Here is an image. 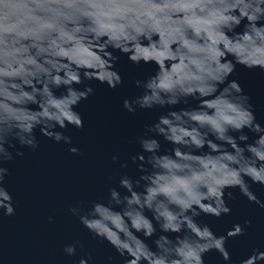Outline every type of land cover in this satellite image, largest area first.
<instances>
[{
    "label": "clouds",
    "instance_id": "9594fccd",
    "mask_svg": "<svg viewBox=\"0 0 264 264\" xmlns=\"http://www.w3.org/2000/svg\"><path fill=\"white\" fill-rule=\"evenodd\" d=\"M114 52L135 65H156L146 80L135 81L143 94L123 107L169 111L138 138L142 154L131 160L141 175L120 178L125 194L112 188L107 204L72 214L124 264H205L212 251L231 264L225 245L245 228L236 224L216 236L197 218L230 215V188L264 208L248 183L264 186V126L240 83L229 79L238 66L264 71V0H0V212L15 215L3 165L14 159L17 144L37 149V129L71 144L56 129H83L75 109L94 94L91 86H76L85 80L113 90L123 85ZM61 88L66 91L57 96ZM181 104L186 107L177 110ZM245 129L257 137L251 144ZM156 137L173 147L163 150ZM157 225L153 250L145 240L157 236ZM64 252L74 257L76 245ZM239 264H264V252L254 249Z\"/></svg>",
    "mask_w": 264,
    "mask_h": 264
},
{
    "label": "water",
    "instance_id": "95a60500",
    "mask_svg": "<svg viewBox=\"0 0 264 264\" xmlns=\"http://www.w3.org/2000/svg\"><path fill=\"white\" fill-rule=\"evenodd\" d=\"M114 55L119 57L114 70L124 83L115 90L95 80H85L83 85L76 86L79 90L91 86L94 94L75 109L83 118V129L71 125L67 129H56L70 137L71 144L57 143L37 129L39 147L32 150L17 144L24 155L16 156L17 149H13L14 159L3 165L9 169L5 187L13 196L15 215L9 217L0 212V264H79L80 259L88 257H91L88 264H124L125 258L107 240L96 237L84 227L71 209L79 208L83 215L94 203L107 204L112 188L125 194L120 188V178L129 176L136 180L141 175L138 165L131 160L142 154L138 138L169 109H138L129 113L123 101L143 94L135 81L146 80L154 73L156 65H135L126 55L119 52ZM229 79L240 83L250 98L257 122L264 126V71L238 66ZM65 91L61 88L56 95ZM192 106L194 102L187 107ZM183 107L186 106L181 104L177 110ZM244 131L249 136L248 143L257 139L254 133ZM156 138L163 150L173 147L162 137ZM71 148H77L79 154H73ZM124 163L128 164L127 168L121 167ZM248 183L264 201V186L250 180ZM228 192L232 193L231 199ZM225 200L232 209L230 215L216 218L202 213L197 223L210 226L216 236L226 235L236 224L244 227L245 235L230 238L225 245L232 257L231 264H239L254 249L264 252V208L251 203L239 188L226 189ZM147 215L151 217L150 212ZM157 229L156 237L145 240L153 250L154 241L160 235L158 225ZM137 235L144 239L141 233ZM72 244L77 249L74 257L64 252V248ZM204 260L205 264H226L216 251L207 253Z\"/></svg>",
    "mask_w": 264,
    "mask_h": 264
}]
</instances>
